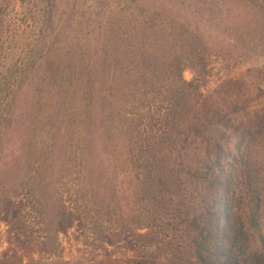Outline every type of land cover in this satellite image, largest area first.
<instances>
[{
	"label": "trees",
	"instance_id": "1",
	"mask_svg": "<svg viewBox=\"0 0 264 264\" xmlns=\"http://www.w3.org/2000/svg\"><path fill=\"white\" fill-rule=\"evenodd\" d=\"M120 1L130 6L128 15L116 13L129 28L100 43L97 77L71 81L80 83L75 100L85 106L94 96L108 100L102 114L115 116V145L138 197L131 225L104 233L109 258V248L120 246L135 254L132 264H264V85L254 79L264 70L250 67L248 76L221 78L205 92L209 38L224 33L222 10L215 13L207 0ZM18 2L25 8L32 0H0V34ZM33 2V20L42 23L58 0ZM246 3L264 17V0ZM260 47L264 55V42ZM83 221L81 205L64 207L55 231ZM0 222L8 242L0 264H70L24 262L58 247L34 235L23 199L0 200ZM11 251L23 254L13 261Z\"/></svg>",
	"mask_w": 264,
	"mask_h": 264
},
{
	"label": "rangeland",
	"instance_id": "2",
	"mask_svg": "<svg viewBox=\"0 0 264 264\" xmlns=\"http://www.w3.org/2000/svg\"><path fill=\"white\" fill-rule=\"evenodd\" d=\"M246 2L207 0L225 20L219 22L224 33L209 38L214 48L205 92L221 78L248 76L250 67L264 70L259 54L264 17ZM35 9L33 0L25 8L16 3L0 34L5 74L0 82V200L23 199L34 235L58 247L56 254L24 256L25 263L132 264L127 260L133 252L110 247L109 258L103 241L105 231L121 233L131 225L138 200L125 153L115 145V116L102 114L111 108L108 100L94 96L90 107L76 101L80 83L71 82H81L86 73L98 76L99 45L105 36L127 31V20L116 13L128 15L130 6L120 0H58L53 17L48 13L42 23L34 22ZM184 76L192 79L193 69L187 67ZM261 78L254 79L264 85ZM78 204L82 224L57 233L61 211ZM7 247V226L0 222V253ZM22 254L11 251L13 261Z\"/></svg>",
	"mask_w": 264,
	"mask_h": 264
}]
</instances>
